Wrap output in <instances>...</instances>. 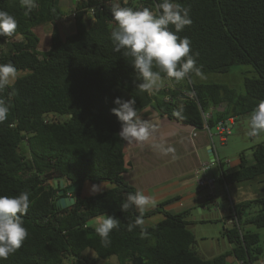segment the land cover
<instances>
[{"label":"trees","instance_id":"trees-1","mask_svg":"<svg viewBox=\"0 0 264 264\" xmlns=\"http://www.w3.org/2000/svg\"><path fill=\"white\" fill-rule=\"evenodd\" d=\"M61 2L35 0L37 7L25 16L20 0H0V9L17 20L13 36H0V64L11 63L21 73L0 93L6 102L10 97L11 103L8 118L0 123V195L26 191L32 201L23 217L28 238L0 264H97L98 259L85 253L88 249L102 259L115 255L119 264H133L138 257L143 259L141 264H228L230 256L247 264L263 257L264 195L231 203L222 217L231 224L223 230L231 248L211 258L194 248L190 211L165 209L175 197L145 210L143 219L157 212L164 215L155 224L144 223L145 235L140 227L128 231V224L140 213L135 208L123 212L120 205L137 190L124 176L125 141L111 109L125 90L138 108L153 106L170 120L198 128L204 127L201 108H213L208 120L211 128L250 114L264 100V0H175L190 9L192 24L178 35L191 41L190 54L200 74L228 72L242 63L250 64L257 76L245 77V93L238 94L224 84L195 82L198 74L193 71L179 83L171 81L174 88L162 87L161 98L140 91L131 57L115 52L110 39L116 26L114 5L158 11L161 0H76L75 31L66 36L57 24L65 18ZM97 7L92 15L90 10ZM46 23L53 24L51 43L41 50L42 38L34 28ZM169 29L174 31V26ZM184 90L195 91L197 97H186ZM168 94L170 99L165 101ZM174 112H181V117ZM252 155L249 163L241 154L234 170L227 169L220 158L217 194L229 198L231 183L264 182V142L253 148ZM57 177L68 185L79 182L70 206H57L63 196L55 184ZM86 181L110 182L112 187L84 195ZM212 203L207 202L209 207ZM105 215L120 221L106 248L89 223Z\"/></svg>","mask_w":264,"mask_h":264},{"label":"clouds","instance_id":"clouds-1","mask_svg":"<svg viewBox=\"0 0 264 264\" xmlns=\"http://www.w3.org/2000/svg\"><path fill=\"white\" fill-rule=\"evenodd\" d=\"M20 5L26 9L25 16L37 7L35 0H20ZM157 8L158 11L147 7L136 9L119 5L112 8V19L116 25L110 32L113 50L123 51L124 56L131 57L130 64L134 69L135 78L141 81L137 87L149 95L164 86L165 78L170 82L179 83L190 72L200 74L196 59L190 54L191 41L178 35L186 26L192 24L190 9L175 0H161ZM169 25L174 26V31L169 29ZM16 29L17 20L14 15L0 9V36L11 37ZM16 76L17 69L13 64H0V93H4L6 88L14 84ZM113 102L116 107L111 109V113L121 124L120 138L129 144L148 141L153 135V130L139 118L135 98L125 100L116 97ZM10 108V97L9 102L0 98V123L8 118ZM173 115L181 117V112H174ZM248 124L249 137L255 138L264 133V100L259 101L251 111ZM157 147L165 154L175 151L174 148H165L163 145ZM99 191V186H92V194ZM29 195L26 191L20 192L19 195H0V260H7L14 255L28 238L29 233L24 226L23 217L27 215L32 204ZM155 204L153 198L140 190L135 194L129 193L127 199L121 203L120 209L124 212L135 208L140 215L128 224V231L140 227L141 235H145L143 213L147 207H155ZM119 223V219L114 216L105 215L94 225L102 247L110 245V233L119 228Z\"/></svg>","mask_w":264,"mask_h":264},{"label":"rangeland","instance_id":"rangeland-1","mask_svg":"<svg viewBox=\"0 0 264 264\" xmlns=\"http://www.w3.org/2000/svg\"><path fill=\"white\" fill-rule=\"evenodd\" d=\"M75 1L76 0H62L61 2L66 17L63 20L57 22V24L60 27L63 36H66L75 30L74 18L71 15L73 9L75 8ZM52 29L53 24L51 23L42 24L34 28V30L39 33L42 38L39 45L41 50H46L49 48L51 43L50 32ZM20 74L21 73L17 71V75ZM256 76L257 73L250 64L241 63L233 65L228 72H206L196 76L194 80L195 82L224 84L235 89L238 94H244L245 77ZM164 84H171V82L165 78ZM155 93L161 98V94H158V91ZM121 97L125 100L131 98L129 92L125 90L121 91ZM152 107L153 106H147L140 109L135 106V108L138 110L139 118H150L155 109ZM248 119L249 113H246L237 116L235 122H230L227 120L226 124L231 130V133L227 135V141L224 143L220 141L216 128H212V133L214 134V145L217 154L222 159V161H229L228 163H225V166L229 167L230 170H234L238 167L241 154H244L249 163H251L253 161V148L257 144L264 142V133L255 138L248 136V132L250 131ZM202 154L204 158H207V153L205 150H203ZM208 161L210 162L211 160L208 159ZM210 174L213 176L219 174V171L215 165L211 167ZM95 185L99 186L100 189L103 187H107L106 189L112 187L110 182H102ZM92 186L93 185L87 184L83 187V192L88 195L90 190H87V188ZM227 193L229 198L216 193L218 205L212 203L211 207L209 209L205 208L204 211L201 210L200 206H188L189 200H184L183 202V210H189L191 212L189 218L194 222L190 225L195 233L196 238L194 248L201 255L207 258L216 256L229 248L228 239L223 234V230L225 225L231 226V224H225L221 214L224 216L229 213V206L232 202L237 203L244 200H254L262 197L264 195V182L254 179L245 182L231 183L229 184V190H227ZM218 206L220 210H217ZM177 210L179 209H175L174 212H178ZM102 217L104 216L93 218L89 221V223L91 225H95ZM159 220L160 217L153 215L144 219V223L146 222L145 224L152 225L157 223ZM85 253L98 259L97 264H119L118 257L115 255L108 259H102L99 258L96 252L91 249H88V251ZM227 262L228 264H232V262H230V257L227 259Z\"/></svg>","mask_w":264,"mask_h":264},{"label":"crops","instance_id":"crops-1","mask_svg":"<svg viewBox=\"0 0 264 264\" xmlns=\"http://www.w3.org/2000/svg\"><path fill=\"white\" fill-rule=\"evenodd\" d=\"M153 95L156 93L154 92ZM140 119L153 130V135L148 141L142 143L129 144L125 141L127 167L124 174L125 179L134 185L136 190L153 198L156 202L155 207L161 201L175 197L173 202L165 206L166 210L174 212L175 209H179L178 212L183 211L184 200H189L188 206H200L203 211L205 208L209 209L206 191L197 186L193 175L194 170L202 161L210 159L208 150L211 140L207 130H197V135L192 139L191 126L170 120L168 117L160 115L156 109L150 118L142 117ZM229 121L235 122L236 118H229ZM157 145H163L165 148L171 147L175 151L165 154ZM203 150L206 151L207 158L203 157ZM226 168L229 169V167ZM217 170L219 171L218 167ZM87 184L94 185L90 181H86L84 186ZM106 188H101L99 192ZM91 189L92 187L87 188L90 190L88 195H92ZM83 194L87 195L85 192ZM155 207H147L146 210ZM154 215L160 219L164 216L163 212H157ZM228 244V249H230L229 241ZM230 262L237 264L236 258L233 256H230Z\"/></svg>","mask_w":264,"mask_h":264},{"label":"built area","instance_id":"built-area-1","mask_svg":"<svg viewBox=\"0 0 264 264\" xmlns=\"http://www.w3.org/2000/svg\"><path fill=\"white\" fill-rule=\"evenodd\" d=\"M123 2H128L130 0H122ZM99 7L97 8H92L90 10V13L92 15H94L95 11L98 9ZM77 12V9L76 7L73 9V12H72V16L74 18L75 14ZM66 17V15H65ZM165 88L169 89V88H174V85L171 83V84H167L164 86ZM184 95L186 97H190V98H196V93L195 91H186L184 90L183 91ZM170 99V95L168 94L167 96L164 97V100L165 101H168ZM212 112H213V108H211L210 110L208 111H205L201 108V113H202V117H203V120H204V127L203 128H198L196 126H191L192 127V130H191V137L192 139L197 135V130L199 129H205L207 130L208 132V135L210 137V140H211V146L213 147L214 149V153H215V163H213V161H202L200 163V165L194 170V178H195V181H196V184L197 186L200 188V189H203L206 191V199L207 201H213V203L215 205H218V202H217V199H216V184H217V178L219 177V175H211L210 174V169L212 166H217L218 169L219 167L221 168L220 166V157L218 156L217 154V151H216V148H215V145H214V134L212 133V128L209 126L208 124V120L209 118L211 117L212 115ZM216 130H217V135L219 136V139L221 142H226L227 141V135L231 133V130L229 129V127L227 126L226 122H220L218 123V125L215 127ZM229 161H225V163H228ZM217 210H220L219 206L217 207ZM221 216L223 217V215L221 214ZM237 261V264H245L244 260H240V259H236ZM247 264H264V256L261 257L260 259L254 261V262H249Z\"/></svg>","mask_w":264,"mask_h":264},{"label":"water","instance_id":"water-1","mask_svg":"<svg viewBox=\"0 0 264 264\" xmlns=\"http://www.w3.org/2000/svg\"><path fill=\"white\" fill-rule=\"evenodd\" d=\"M210 155V160H215V153L213 147L210 145V148L208 150ZM55 184L57 187L60 188L59 194L63 195L60 197V199L57 201L58 207H66L70 206L75 202V195L73 194L79 189V182H76L74 184L68 185V181L63 180L62 177H57L55 179ZM65 193H67L65 195ZM69 193V194H68ZM202 210V209H201ZM143 262V259L141 257L135 258L133 260V264H141Z\"/></svg>","mask_w":264,"mask_h":264},{"label":"flooded vegetation","instance_id":"flooded-vegetation-1","mask_svg":"<svg viewBox=\"0 0 264 264\" xmlns=\"http://www.w3.org/2000/svg\"><path fill=\"white\" fill-rule=\"evenodd\" d=\"M69 194V193H68Z\"/></svg>","mask_w":264,"mask_h":264}]
</instances>
